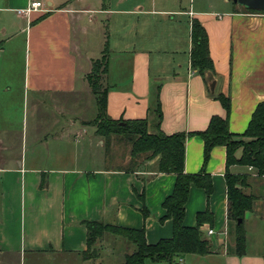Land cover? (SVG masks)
<instances>
[{
	"label": "crops",
	"instance_id": "1",
	"mask_svg": "<svg viewBox=\"0 0 264 264\" xmlns=\"http://www.w3.org/2000/svg\"><path fill=\"white\" fill-rule=\"evenodd\" d=\"M33 1L0 0V255L5 256L0 264H11L17 252L62 256L57 264H107L112 260L107 251L83 257L88 248L83 220L146 226L149 243L172 237V220L159 219L176 175L156 171L155 161L144 171L109 167L103 139L91 124L97 104L87 74L107 46V111L113 119L149 117L153 122L159 98L164 133L201 131L213 115L227 116L217 98L225 93L232 99L230 130L242 134L264 100V12L246 11L230 0L219 9L211 1L196 5L192 0L184 7L179 0H119L113 9L103 3L102 19L90 0H40L41 8L27 11ZM193 18L209 35L215 90L209 74L204 77L191 65ZM29 96L37 97L31 122L26 118ZM46 97L54 103V114L43 121L37 114H44ZM45 154H75V164L89 154L97 164L47 167L40 162ZM236 154L240 157L242 148ZM203 167L204 141L190 135L185 171ZM205 168L214 191L208 199L203 188L193 186L184 219L194 226L198 212L209 207L214 214V225L205 223L202 229L207 234L214 228L217 236L212 252L202 256L220 254L225 264H264L260 254L239 256L235 242L233 250L229 247L235 223L228 219L226 173H251L246 191L258 198L255 189L264 192V176L241 164L227 169V149L221 145L212 149ZM143 190L152 211L147 218L137 195ZM194 255L181 260L187 264Z\"/></svg>",
	"mask_w": 264,
	"mask_h": 264
},
{
	"label": "trees",
	"instance_id": "2",
	"mask_svg": "<svg viewBox=\"0 0 264 264\" xmlns=\"http://www.w3.org/2000/svg\"><path fill=\"white\" fill-rule=\"evenodd\" d=\"M249 12H264L242 6ZM191 65L204 77L215 73L214 61L210 53L209 35L198 18L191 20ZM109 49L106 46L101 57L92 62L87 80L95 95L97 114L92 120L97 134L102 137L107 150L113 140L131 144L130 162L125 171H144L149 162L156 164V171L173 173L176 181L173 191L165 198L162 206L165 210L161 222L171 219L173 235L149 243L145 228H128L115 223L100 220H83L87 228L88 248L83 251L85 259H94L100 255L96 244L106 234H114L127 239L133 250L124 255L120 264H145L147 259L173 263L186 254L207 255L212 252V242L203 231L205 223L214 225V214L209 207L197 214L194 226L185 225L186 203L193 186L203 188L208 199L214 191L213 177L205 165L215 146H225L227 149V169L233 164L246 165L255 169L257 176H264V100L255 108L246 131L242 134L231 132L228 114L231 111L230 94L221 93L218 99L225 108L227 116L213 115L206 129L195 132H176L166 134L161 129L163 117L160 99L153 111L154 121L150 118L113 119L107 111L109 85L106 75L109 68ZM190 135H199L204 141V167L197 173L185 171L186 140ZM242 148V154L236 152ZM251 173H231L227 170L226 183L228 195V219L235 223V252L239 256L246 253L247 231L245 216L252 211L258 196L246 191L251 183ZM148 215L149 210L144 207Z\"/></svg>",
	"mask_w": 264,
	"mask_h": 264
},
{
	"label": "rangeland",
	"instance_id": "3",
	"mask_svg": "<svg viewBox=\"0 0 264 264\" xmlns=\"http://www.w3.org/2000/svg\"><path fill=\"white\" fill-rule=\"evenodd\" d=\"M91 6L93 9H98L99 11L95 14L97 17L103 18V15L100 14V9L103 7V3L107 8L113 9L117 8L119 0H90ZM213 2L216 4V9H219L221 7V4L223 3V0H208V1H202V0H195L196 5L198 4H205V2ZM179 2L184 7H190L192 5V0H179ZM232 4H235L233 0H230ZM108 22V21H107ZM110 56V53H109ZM87 101L85 102V107L90 106L89 97H87ZM37 97L29 96V101L27 102L29 108L28 113L26 111V118H28L29 122L35 117L32 115V104L33 101L36 100ZM50 100L51 98L46 97V102L49 101V103L45 106L44 114H37L38 118H41L43 121L49 120L53 114H54V103H52ZM96 105H94V108ZM91 124L94 126V124L91 122ZM89 126V125H88ZM95 127V126H94ZM89 128H91L89 126ZM96 128V127H95ZM98 135V134H97ZM99 136V135H98ZM100 138V136H99ZM102 138V137H101ZM98 140V139H97ZM106 154L108 155V163L109 167L115 168V169H121L128 166L130 162V152H131V144L126 142H119L117 140H113L111 147L109 150L106 149ZM46 158L45 160H40V162L45 163L47 167L50 166H61V167H74L75 165H78L80 167H92V165H96L97 163H93L91 159L88 157L89 154H85V157L83 156L82 159H79L78 164H75L74 155L75 154H45ZM81 157V155L79 156ZM100 163V162H99ZM90 164V165H89ZM149 164V163H148ZM151 166V165H149ZM152 167V166H151ZM243 168L238 169V171H241ZM255 193L258 195H261L256 201L257 205L254 208V211L248 212L246 216H248V221L245 222V227L247 231V252H249V255L251 256H257L260 254L264 257V192L263 190H260L257 186V189H255ZM140 198L141 202L143 203V206L141 208V212L145 218L149 217L152 213L145 194V190L141 192V194H137ZM146 207L149 210L148 215H145L143 212V208ZM167 220V219H166ZM165 220V221H166ZM164 221V222H165ZM159 222L160 219H159ZM161 222V223H164ZM140 228H145L146 232V226H142ZM206 233V232H205ZM212 241L214 240V236H217L216 233L212 235H207ZM147 238V237H146ZM229 247L233 250L234 248V242H235V232L234 230H231V234L229 236ZM96 248L99 251V253H103L104 251H107L108 255L112 257V260L110 262L107 261V264H119L124 258V255L128 252H131L133 250V245L127 241V239L122 238L120 236H116L114 234H106L98 243L96 244ZM223 249V248H222ZM221 249V250H222ZM107 253L105 256L108 257ZM196 257H193L195 259H192V257H188V263L187 264H225V257H223L220 254L211 255L209 257H204L202 255H194ZM2 259L5 258V256L0 255ZM62 256L59 255H32V254H22V252H17L10 256V263L11 264H57L61 260ZM183 257V256H182ZM185 258V255H184ZM145 264H184V262L181 260V258H178L175 262L169 263L164 261H153L151 259H147Z\"/></svg>",
	"mask_w": 264,
	"mask_h": 264
},
{
	"label": "water",
	"instance_id": "4",
	"mask_svg": "<svg viewBox=\"0 0 264 264\" xmlns=\"http://www.w3.org/2000/svg\"><path fill=\"white\" fill-rule=\"evenodd\" d=\"M236 4L240 6L247 7L249 9L254 10H263L264 9V0H233ZM208 80L210 81V86L212 90H215L216 87V79L214 74L211 72L209 73Z\"/></svg>",
	"mask_w": 264,
	"mask_h": 264
},
{
	"label": "built area",
	"instance_id": "5",
	"mask_svg": "<svg viewBox=\"0 0 264 264\" xmlns=\"http://www.w3.org/2000/svg\"><path fill=\"white\" fill-rule=\"evenodd\" d=\"M42 6H43V2L42 1H40V0L33 1L27 11L36 10V9L41 8ZM250 168H252V167H250ZM215 233H216V230L214 228H209L208 231H207V235H212V234H215Z\"/></svg>",
	"mask_w": 264,
	"mask_h": 264
}]
</instances>
